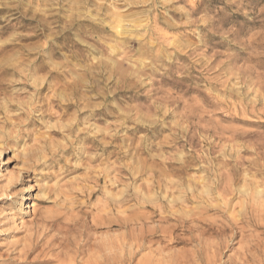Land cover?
<instances>
[{
	"label": "rangeland",
	"instance_id": "1",
	"mask_svg": "<svg viewBox=\"0 0 264 264\" xmlns=\"http://www.w3.org/2000/svg\"><path fill=\"white\" fill-rule=\"evenodd\" d=\"M115 244L264 264V0H0V264Z\"/></svg>",
	"mask_w": 264,
	"mask_h": 264
},
{
	"label": "bare ground",
	"instance_id": "2",
	"mask_svg": "<svg viewBox=\"0 0 264 264\" xmlns=\"http://www.w3.org/2000/svg\"><path fill=\"white\" fill-rule=\"evenodd\" d=\"M121 27H122L121 25H119V24L117 25V28L118 29L121 28ZM258 193H260V192H258ZM142 199H143V197H142ZM18 205H19L18 206L19 207V209H18L19 211L18 212H20V220H21V223H22V225H26L27 224V221L25 219V214L27 212H29L28 210H31L33 208V206H34L33 205V198H31V195H27V196L23 197V199L20 200V202H18ZM13 219L15 221V216L13 217ZM119 243H121V242H119ZM125 243H126V241H125ZM133 245L134 244H131L130 245L131 252H133V250H134L133 249ZM135 245H136L135 248L137 246H138V249L140 248V244L135 243ZM108 248H109V250H108L109 253L105 256V258L103 259V261H99L97 259V260H95V264H123L124 261H123V258H122L123 256H121L122 255L121 253L125 249L124 248V245L123 244L108 245ZM128 251H130V250H128ZM123 255H124V253H123Z\"/></svg>",
	"mask_w": 264,
	"mask_h": 264
}]
</instances>
